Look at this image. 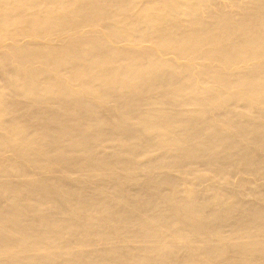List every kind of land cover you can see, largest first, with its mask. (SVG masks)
I'll return each mask as SVG.
<instances>
[{
	"label": "bare ground",
	"instance_id": "1",
	"mask_svg": "<svg viewBox=\"0 0 264 264\" xmlns=\"http://www.w3.org/2000/svg\"><path fill=\"white\" fill-rule=\"evenodd\" d=\"M138 149L164 179L129 194L170 211L144 216L143 250L170 248L151 264H264V0H0V194L7 176L40 184L39 172L44 191L80 206L78 174L132 175ZM197 163L239 175L237 188L209 179L215 207L169 192ZM8 213L0 264H53L81 243L60 241L75 225L46 211ZM173 226L183 235L157 238Z\"/></svg>",
	"mask_w": 264,
	"mask_h": 264
},
{
	"label": "rangeland",
	"instance_id": "2",
	"mask_svg": "<svg viewBox=\"0 0 264 264\" xmlns=\"http://www.w3.org/2000/svg\"><path fill=\"white\" fill-rule=\"evenodd\" d=\"M117 43L121 44V40ZM16 81L20 82L21 79ZM11 84L12 82H9L7 85L11 86ZM117 145L116 142L106 140L103 150L108 151ZM132 156L131 164L133 166L132 161L135 164L132 175L119 174L114 179H110L102 175L88 177L85 174H78L79 179L76 182L75 192L80 195V206L67 201L62 192L44 191V185L41 184V181L44 180L43 173H33L40 184L23 175L22 171L20 176H7L5 180L10 184V188L4 194H0V218H9L12 215L8 213L9 210L13 211V215L18 219L20 213L46 211L49 220L53 221L56 226L63 223L74 224L75 228H72L71 231L56 236H61L60 241L67 243L79 238L81 243L77 244L76 249L70 250L71 254H66L67 250L62 251L60 249L59 253L56 252L55 254V263L53 264H63V261L68 262L67 258L71 257L93 264L91 254H103L104 256V259H100L102 263L94 264L111 262L133 264L141 256L154 260L149 264L157 263L159 261L158 256L169 254L170 248L161 246L159 250L145 252L143 246L139 244L145 240L146 236L141 232V228L144 216H168V212H170L168 206L157 196L146 202L134 201V197L128 191L133 187L145 188L150 178L153 180H157L159 177L164 179L162 175L164 170L155 168L150 164L154 160L155 154L148 149H138L132 153ZM16 158L17 155L14 154L12 157L10 156L9 160L14 162ZM181 171L174 173L175 176L177 174L178 181L169 190L177 198V201H180L182 197L200 198L201 200H207L209 197L210 205L215 207L216 204L223 201V198L217 193H213L211 197L204 193L210 190L206 188L210 178L218 179L221 187L228 183H231L233 188L238 186V174L234 173L227 177L202 164L185 166ZM29 190L32 191L31 196H29ZM135 211L139 212L135 214ZM85 223L89 224L91 228L89 231H84ZM52 229L54 230V228ZM101 230L109 231L104 234ZM223 231L226 238L235 237L230 228L223 227ZM176 234L183 235L179 228L173 226L158 232L157 238L160 241H165ZM93 240H96L95 244H91ZM2 253L0 250V257L8 254L7 248H2ZM72 264L80 263L74 261Z\"/></svg>",
	"mask_w": 264,
	"mask_h": 264
}]
</instances>
